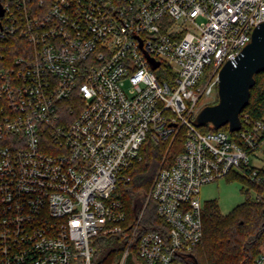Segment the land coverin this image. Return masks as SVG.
<instances>
[{"label":"built area","instance_id":"1","mask_svg":"<svg viewBox=\"0 0 264 264\" xmlns=\"http://www.w3.org/2000/svg\"><path fill=\"white\" fill-rule=\"evenodd\" d=\"M262 21L264 0H0V41L29 46L0 52V264H97L112 236L107 264H193L203 185L264 198L249 185H264V118L195 124ZM149 145L165 147L149 192L164 226L140 231L114 192Z\"/></svg>","mask_w":264,"mask_h":264},{"label":"trees","instance_id":"2","mask_svg":"<svg viewBox=\"0 0 264 264\" xmlns=\"http://www.w3.org/2000/svg\"><path fill=\"white\" fill-rule=\"evenodd\" d=\"M28 47L25 41L15 37L0 41V52L9 60L25 54ZM217 102L218 100L211 104ZM243 112H248L255 118H264V71L256 75L249 105L243 109ZM200 129L206 131L209 127L202 126ZM222 129L228 130L229 126H223ZM164 153V146L149 145L143 158L136 161L129 169L131 181L120 184L114 192L124 204L128 227L137 224L140 216V231L164 226L163 220L157 214L156 202L152 197L149 198ZM240 180L244 182V179ZM249 185L260 193L264 191L263 184L254 182ZM203 221L204 237L192 252L197 264H253L264 243V198L257 200L249 196L226 214L221 212L216 199L206 200L203 207ZM102 241L96 256L97 264L102 262L107 264L113 260L114 256H106L107 250L113 245L120 244L115 236Z\"/></svg>","mask_w":264,"mask_h":264},{"label":"water","instance_id":"3","mask_svg":"<svg viewBox=\"0 0 264 264\" xmlns=\"http://www.w3.org/2000/svg\"><path fill=\"white\" fill-rule=\"evenodd\" d=\"M152 68L160 62L148 55ZM264 71V21L253 30L251 41L232 60L228 59L220 70L218 85L219 100L206 105L193 122L197 126L212 123L215 128L228 125L231 132L242 126L241 112L249 105L251 89L256 83V75ZM194 264L197 261L194 259Z\"/></svg>","mask_w":264,"mask_h":264},{"label":"rangeland","instance_id":"4","mask_svg":"<svg viewBox=\"0 0 264 264\" xmlns=\"http://www.w3.org/2000/svg\"><path fill=\"white\" fill-rule=\"evenodd\" d=\"M215 97H217L216 100H219L218 93L215 94ZM213 99L214 96L210 98L202 97L200 104L203 103V107H205L207 103L210 105V102L213 101ZM246 189V183L240 179H221L219 181L203 185L201 187L200 197L202 202L210 199H216L221 212L226 214L236 205L249 198L250 193L246 192Z\"/></svg>","mask_w":264,"mask_h":264}]
</instances>
